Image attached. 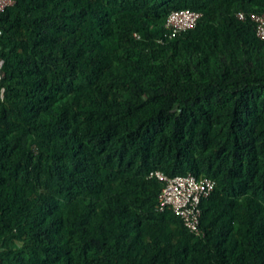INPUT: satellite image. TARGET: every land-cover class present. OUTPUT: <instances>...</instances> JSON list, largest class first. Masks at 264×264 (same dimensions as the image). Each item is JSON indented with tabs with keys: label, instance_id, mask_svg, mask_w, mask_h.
I'll use <instances>...</instances> for the list:
<instances>
[{
	"label": "trees",
	"instance_id": "16d2710c",
	"mask_svg": "<svg viewBox=\"0 0 264 264\" xmlns=\"http://www.w3.org/2000/svg\"><path fill=\"white\" fill-rule=\"evenodd\" d=\"M201 13L169 37L170 11ZM264 0H13L0 12V264H264ZM215 181L195 235L163 182Z\"/></svg>",
	"mask_w": 264,
	"mask_h": 264
},
{
	"label": "built area",
	"instance_id": "2783aa9c",
	"mask_svg": "<svg viewBox=\"0 0 264 264\" xmlns=\"http://www.w3.org/2000/svg\"><path fill=\"white\" fill-rule=\"evenodd\" d=\"M13 0H0V12ZM201 13L188 8H177L169 12L164 21L169 37H173L182 31L193 28ZM241 20L248 17L255 27L257 37L264 36V13L250 12L246 15L242 11L237 12ZM2 60H0V66ZM148 176H154L163 182V187L158 195V210H172L179 216L184 226L195 235H202L200 228V202L206 198L215 186V181L207 177L196 178L191 173L167 176L159 170H152Z\"/></svg>",
	"mask_w": 264,
	"mask_h": 264
}]
</instances>
